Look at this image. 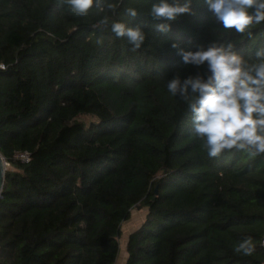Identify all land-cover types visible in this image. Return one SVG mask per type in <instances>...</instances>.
<instances>
[{"label": "trees", "instance_id": "1", "mask_svg": "<svg viewBox=\"0 0 264 264\" xmlns=\"http://www.w3.org/2000/svg\"><path fill=\"white\" fill-rule=\"evenodd\" d=\"M157 2L119 6L115 18L147 34L132 52L95 27L103 13L0 0V154L12 168L0 197V264H115L122 224L142 209L125 264H264V155L209 158L188 103L167 90L176 75L207 74L206 64L185 65L173 43L185 51L233 43L255 59L264 24L241 37L205 0H191L192 13L160 33L165 21L149 14ZM127 7L136 18L123 16ZM19 152L30 153L28 164ZM248 237L255 253H234Z\"/></svg>", "mask_w": 264, "mask_h": 264}, {"label": "clouds", "instance_id": "2", "mask_svg": "<svg viewBox=\"0 0 264 264\" xmlns=\"http://www.w3.org/2000/svg\"><path fill=\"white\" fill-rule=\"evenodd\" d=\"M123 0L115 3L107 0H62L68 11L85 17L90 11L103 13L95 27L108 30L118 39H126L131 51L139 50L147 34L142 27L129 26L124 20L116 19ZM208 10L223 28L234 30L241 37L253 38L264 24V0H205ZM191 0L180 4L179 0H159L152 4L149 14L158 21L156 31L168 33L171 23L183 14H191ZM137 9L127 7L123 16L136 18ZM102 43V39L97 40ZM178 49L185 65H207L205 76H189L181 80L179 75L167 82V90L173 97L188 103L192 114L194 134L204 141L209 158H218L226 151L247 152L250 157L264 155V49L256 52L255 59L241 56L235 45L210 44L206 49L185 51ZM4 65L0 64V69ZM264 245V241L260 242ZM256 242L251 237L237 242L233 252L252 256Z\"/></svg>", "mask_w": 264, "mask_h": 264}, {"label": "rangeland", "instance_id": "3", "mask_svg": "<svg viewBox=\"0 0 264 264\" xmlns=\"http://www.w3.org/2000/svg\"><path fill=\"white\" fill-rule=\"evenodd\" d=\"M5 169L11 170L12 168L8 165H5ZM146 216V210H133L131 213V217L128 221L122 224V236L120 239V253L118 259L115 264H125L127 254L125 251V245L127 242V238L130 233L135 231L143 222Z\"/></svg>", "mask_w": 264, "mask_h": 264}, {"label": "built area", "instance_id": "4", "mask_svg": "<svg viewBox=\"0 0 264 264\" xmlns=\"http://www.w3.org/2000/svg\"><path fill=\"white\" fill-rule=\"evenodd\" d=\"M14 158L17 161H19L21 164H28L31 160V155L28 152H19L14 156ZM5 165H6V163H5Z\"/></svg>", "mask_w": 264, "mask_h": 264}, {"label": "water", "instance_id": "5", "mask_svg": "<svg viewBox=\"0 0 264 264\" xmlns=\"http://www.w3.org/2000/svg\"><path fill=\"white\" fill-rule=\"evenodd\" d=\"M4 178H5V161L0 154V197L3 190Z\"/></svg>", "mask_w": 264, "mask_h": 264}]
</instances>
